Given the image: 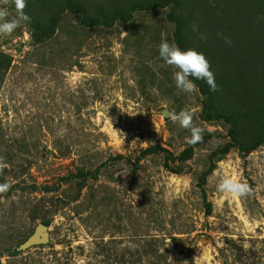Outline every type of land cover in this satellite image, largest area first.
<instances>
[{
    "label": "rangeland",
    "instance_id": "rangeland-1",
    "mask_svg": "<svg viewBox=\"0 0 264 264\" xmlns=\"http://www.w3.org/2000/svg\"><path fill=\"white\" fill-rule=\"evenodd\" d=\"M23 11L0 35V264H264V0ZM162 40L202 52L218 90H178ZM224 177L248 194L218 192ZM41 224L48 241L29 245Z\"/></svg>",
    "mask_w": 264,
    "mask_h": 264
},
{
    "label": "clouds",
    "instance_id": "clouds-1",
    "mask_svg": "<svg viewBox=\"0 0 264 264\" xmlns=\"http://www.w3.org/2000/svg\"><path fill=\"white\" fill-rule=\"evenodd\" d=\"M16 15L11 19H6L7 9H0V35H10L29 17L24 13L25 0H13ZM192 31L197 32V26L192 25ZM200 39L206 37L201 33ZM230 43V41H226ZM159 60L171 68L172 79L175 87L184 94H191L196 90V81H203L210 91H217L215 77L210 69V63L202 52L194 48H181L175 43L162 40L158 45ZM171 120L181 128L187 129L190 135L185 138L188 145H195L202 140L203 129L193 123V113L190 110L182 109L178 113H170ZM9 183H0V193L7 192ZM218 192L227 197H244L248 194V186L239 182L233 177H224L216 185Z\"/></svg>",
    "mask_w": 264,
    "mask_h": 264
},
{
    "label": "water",
    "instance_id": "water-1",
    "mask_svg": "<svg viewBox=\"0 0 264 264\" xmlns=\"http://www.w3.org/2000/svg\"><path fill=\"white\" fill-rule=\"evenodd\" d=\"M49 233L45 225H39L35 234L29 239L28 244H41L48 241Z\"/></svg>",
    "mask_w": 264,
    "mask_h": 264
},
{
    "label": "trees",
    "instance_id": "trees-1",
    "mask_svg": "<svg viewBox=\"0 0 264 264\" xmlns=\"http://www.w3.org/2000/svg\"><path fill=\"white\" fill-rule=\"evenodd\" d=\"M179 38H180V37H179ZM179 41H180V40H179ZM181 46H182V45H181ZM8 65H9V63H8ZM8 65H7V66H8ZM7 66H6V67H7ZM233 131H235V134H237V132H236V126H235V129H234ZM233 133H234V132H233Z\"/></svg>",
    "mask_w": 264,
    "mask_h": 264
}]
</instances>
